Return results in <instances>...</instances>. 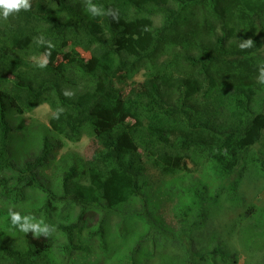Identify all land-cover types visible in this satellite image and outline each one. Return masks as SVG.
<instances>
[{
  "label": "trees",
  "instance_id": "16d2710c",
  "mask_svg": "<svg viewBox=\"0 0 264 264\" xmlns=\"http://www.w3.org/2000/svg\"><path fill=\"white\" fill-rule=\"evenodd\" d=\"M91 2L116 10L118 19L93 16L85 0H30V10L0 17V46L13 48L29 39L34 54L48 48L47 64L39 67L0 47V264L64 263L72 256L83 264L91 258L141 264L155 254L157 264L229 262L219 238L199 248L190 242L163 251L167 240L145 191V170L149 165L171 175L203 166L211 174H228L259 142L264 111L253 112L249 104L250 85L264 75L257 36L264 0ZM248 38L252 47L241 49ZM138 74L141 80L134 78ZM42 103L52 112L49 135H40L38 152L19 165L8 154L13 139L8 113L20 116ZM58 108L64 111L53 118ZM29 131L27 137H37ZM83 134L89 138L85 158L57 165L54 183L38 180L57 146L55 136L75 143ZM255 172L264 177L263 160ZM172 186L200 199L196 208L179 198L173 213L182 230L198 229L207 215L200 204L212 198H206V181L190 176ZM9 210L34 216L33 223L43 220L55 231L47 237L17 235ZM155 224L160 230L152 235ZM243 235L250 246L264 249V233L250 229Z\"/></svg>",
  "mask_w": 264,
  "mask_h": 264
},
{
  "label": "rangeland",
  "instance_id": "374dc122",
  "mask_svg": "<svg viewBox=\"0 0 264 264\" xmlns=\"http://www.w3.org/2000/svg\"><path fill=\"white\" fill-rule=\"evenodd\" d=\"M155 22L158 23V19ZM225 34L228 37L229 34L226 32ZM257 36L262 46L259 56L264 58V17L257 20ZM25 40L21 42L22 44L13 48L0 47L9 55L21 57L29 63L38 65L43 63L46 60L48 48L41 47L39 52L34 54L29 39ZM204 41L209 42L210 36L205 37ZM229 43H226V49H228ZM84 56H88V54L84 53ZM134 78L141 80L142 75L138 74ZM260 79L258 76V81L256 83L252 82L250 85L254 91L252 93L253 100L249 107L256 113L264 111V106H262L264 105V84L261 85V88L257 86ZM122 88L126 92L129 89V84L123 85ZM51 114V109L47 103H42L30 112L20 116L8 113L11 120V129L13 130L11 133L13 139L9 143L8 154L17 164L21 165L23 161L33 158L38 152L41 143L40 135H49V118ZM28 131L37 134L38 138L27 137ZM137 134L140 137L143 136L145 134L144 129L139 130ZM55 138L56 148L51 150L50 157L38 170L37 178L45 184L47 181L54 183L55 177L59 174L57 165L78 162L79 158L84 159L86 156L85 147L89 142L86 134H83L80 140L75 143L64 140L59 136H55ZM262 160L264 161V130L259 142L253 144L243 154L240 164L232 173H219L216 170L211 174V170L202 166L194 171L188 167L176 174L164 175L158 168L147 165L145 171L148 173V187L145 188V191L148 192L153 201V211L157 216L158 226L162 230L161 237L167 240L165 246H163V251L169 254L178 247L182 249L185 245L189 246L190 242L199 248L210 238L214 240L219 238L226 244L227 251L231 255L229 262L222 264H261L264 249L250 246L249 241L243 239V232L254 229L264 233V177L258 176L255 172ZM191 165L192 163L187 161V166ZM205 170L206 172H203ZM190 176L195 180L200 178L204 182L206 181V198H212L210 200L205 199L203 204H200L207 210V215L204 217L206 222L198 229L182 230L180 223L173 214L174 209L177 208L178 199L182 198L181 200L186 202L191 201L196 208L200 199L194 196V193L189 189L177 192L172 189V185L180 180L187 182V178H190ZM21 207L24 208L25 203L22 202ZM92 214L97 216L95 212H92ZM112 220L115 222L116 218L113 217ZM3 221L0 218V225H3ZM158 226L155 224L151 229L152 235L156 234V230L159 229ZM13 233L20 236L25 234L18 227L15 228ZM145 247H147L146 244ZM155 255L143 256L141 264H157L159 259ZM83 260L72 256L71 262L59 263L56 261L54 264H83ZM90 262L91 264H104L102 261L96 263L93 258L90 259Z\"/></svg>",
  "mask_w": 264,
  "mask_h": 264
},
{
  "label": "clouds",
  "instance_id": "9594fccd",
  "mask_svg": "<svg viewBox=\"0 0 264 264\" xmlns=\"http://www.w3.org/2000/svg\"><path fill=\"white\" fill-rule=\"evenodd\" d=\"M86 10L91 13L93 16H101L108 15L113 20L118 19V12L112 8L107 9L106 11L102 8L93 4L91 0H85ZM31 8L30 0H0V17L4 20H7L10 14L18 13L20 10L28 11ZM253 45V40L248 38L243 44H240L239 47L241 49L250 48ZM54 47V45L49 44V48ZM48 55H51L49 52ZM47 64V60L39 65V67H45ZM264 72V70H262ZM260 83L264 84V75H262L259 80ZM63 95L67 97H71L73 95L72 92L64 91ZM64 111L63 108H58L57 113L53 118H59L60 113ZM9 216L11 217L12 225L19 228L20 231L24 233L32 232L34 237H39L41 235L47 237L53 231H55L54 226H49L43 220H40L38 223H33L32 221L35 219L34 216L26 215L21 216L19 212H15L9 210Z\"/></svg>",
  "mask_w": 264,
  "mask_h": 264
}]
</instances>
